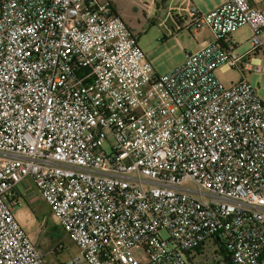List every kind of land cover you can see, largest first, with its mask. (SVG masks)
I'll return each instance as SVG.
<instances>
[{
	"label": "built area",
	"instance_id": "1",
	"mask_svg": "<svg viewBox=\"0 0 264 264\" xmlns=\"http://www.w3.org/2000/svg\"><path fill=\"white\" fill-rule=\"evenodd\" d=\"M175 11L212 39L158 75L108 0H0V264H47L14 217L27 181L67 264H264V0Z\"/></svg>",
	"mask_w": 264,
	"mask_h": 264
},
{
	"label": "rangeland",
	"instance_id": "2",
	"mask_svg": "<svg viewBox=\"0 0 264 264\" xmlns=\"http://www.w3.org/2000/svg\"><path fill=\"white\" fill-rule=\"evenodd\" d=\"M108 1L118 18L136 39L137 46L158 75L175 69L187 53L197 52L212 38L207 29L195 36L185 29H177L176 13L172 9L178 6L184 7L183 2L180 4L181 0ZM220 1L190 0L191 5L197 9L200 6H211ZM170 30L173 31V35ZM250 37L251 31L246 25L232 33L231 38L236 44L235 54L241 55L251 48ZM262 38L264 39V32ZM258 55L261 56V53ZM214 76L224 87H229L241 79L240 73L234 68L227 71L217 68ZM245 80L256 89L258 97L264 102V73H246ZM186 187H191V184L187 183ZM14 217L23 232L43 252L47 264H67L68 260L77 253L75 245L55 221L44 202L40 201L32 207L22 198H18L14 208ZM161 235L163 238L167 237L166 234ZM56 245L61 246L60 251L59 248L53 251Z\"/></svg>",
	"mask_w": 264,
	"mask_h": 264
},
{
	"label": "crops",
	"instance_id": "3",
	"mask_svg": "<svg viewBox=\"0 0 264 264\" xmlns=\"http://www.w3.org/2000/svg\"><path fill=\"white\" fill-rule=\"evenodd\" d=\"M225 0H221L220 2H218V3H216V4H212L211 6H207V7H202V6H200L199 7V11L201 12V13H207V12H209L210 10H212V9H214V8H216L217 6H219L220 4H222L223 2H224ZM184 3V7H185V5H186V3L188 2V3H190V4H192V2H190V0H181V2H180V4L181 3ZM184 7H182V6H178L177 8H175V9H178V8H184ZM175 9H172L173 10V12L174 13H176V11H175ZM168 10H169V8H168ZM117 15V14H116ZM176 24V23H175ZM176 27H177V29H178V25L176 24ZM178 30H180V29H178ZM171 31V35H173L174 33H173V31L172 30H170ZM163 38H165L164 36H163ZM212 39V38H211ZM211 41V40H210ZM210 41H208V42H210ZM208 42H206L205 44H207ZM205 44H203L202 45V47L205 45ZM182 63V62H181ZM180 63V64H181ZM179 64V65H180ZM178 65V66H179ZM157 74V73H156ZM18 198H22L29 206L31 205L32 207L36 204V203H38V202H40L41 200L39 199V197H38V195H37V191H36V189H35V187L33 186V184L30 182V181H27V182H25L24 184H23V187H21L20 188V195L18 196ZM43 202V201H42Z\"/></svg>",
	"mask_w": 264,
	"mask_h": 264
}]
</instances>
